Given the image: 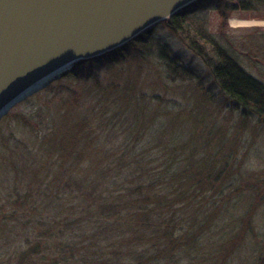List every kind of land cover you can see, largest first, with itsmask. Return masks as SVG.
<instances>
[{"label": "trees", "instance_id": "1", "mask_svg": "<svg viewBox=\"0 0 264 264\" xmlns=\"http://www.w3.org/2000/svg\"><path fill=\"white\" fill-rule=\"evenodd\" d=\"M205 1L78 61L50 97L17 117L16 130L0 132V264H231L255 236L248 212L235 211L225 191L227 162L217 154L191 163L179 135L149 130L158 116L143 91L107 84L91 69L134 53L131 61H157L173 80L200 82L196 67L153 36L162 25L203 60L242 117L264 120V82L195 15ZM259 6L264 0L225 8ZM257 253L252 264H264V246Z\"/></svg>", "mask_w": 264, "mask_h": 264}, {"label": "rangeland", "instance_id": "2", "mask_svg": "<svg viewBox=\"0 0 264 264\" xmlns=\"http://www.w3.org/2000/svg\"><path fill=\"white\" fill-rule=\"evenodd\" d=\"M241 1L206 0L195 7L194 13L248 72L264 82V9L260 6L255 10L225 8L233 2L241 4ZM218 3L219 8L216 7ZM233 19L262 23L234 24ZM153 36L196 67L203 74L201 81L173 80L157 61L142 65L131 61L134 53L126 55L119 63L93 64L91 69L99 72L107 84L129 82L143 91L151 111L158 116L149 130L164 131V128L166 132L179 135L183 152L188 154L185 158L190 157L191 163L214 159L217 154L218 160L227 162L232 183L225 191L232 201V208L239 214L248 212L256 231L255 236L249 235L241 243L231 264H252L257 251L264 246V192L255 193L253 188L259 191L264 186V120L242 117L241 110L234 108L221 93L203 60L170 29L159 25ZM57 80L17 103L2 116L0 132L7 135L13 127L16 130L17 117L29 114L50 97L52 88L56 89L60 83ZM222 166L216 173L221 171V175H225Z\"/></svg>", "mask_w": 264, "mask_h": 264}, {"label": "water", "instance_id": "3", "mask_svg": "<svg viewBox=\"0 0 264 264\" xmlns=\"http://www.w3.org/2000/svg\"><path fill=\"white\" fill-rule=\"evenodd\" d=\"M198 0H0V118Z\"/></svg>", "mask_w": 264, "mask_h": 264}, {"label": "bare ground", "instance_id": "4", "mask_svg": "<svg viewBox=\"0 0 264 264\" xmlns=\"http://www.w3.org/2000/svg\"><path fill=\"white\" fill-rule=\"evenodd\" d=\"M232 22L234 24H253V23H262L255 20H239V19H233Z\"/></svg>", "mask_w": 264, "mask_h": 264}]
</instances>
